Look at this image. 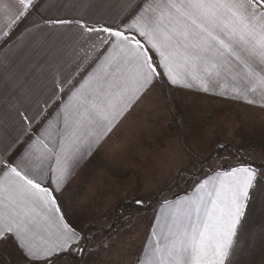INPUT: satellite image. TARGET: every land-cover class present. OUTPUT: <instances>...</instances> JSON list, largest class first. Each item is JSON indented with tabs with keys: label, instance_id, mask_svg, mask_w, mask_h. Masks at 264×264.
Listing matches in <instances>:
<instances>
[{
	"label": "snow or ice",
	"instance_id": "snow-or-ice-1",
	"mask_svg": "<svg viewBox=\"0 0 264 264\" xmlns=\"http://www.w3.org/2000/svg\"><path fill=\"white\" fill-rule=\"evenodd\" d=\"M115 7L107 18L46 19L53 39L35 67L51 70L52 87L29 91L0 119V242L15 243L17 264H60L108 247L67 219V185L157 89L199 84L208 93L230 75L234 98L253 104V93L264 106V0H119ZM33 9L35 0H0V42ZM10 64L0 61L13 74ZM190 179L189 191L161 200L135 264H234L245 210H264V163L241 160ZM125 204L147 201L134 195ZM125 204L111 209L117 220Z\"/></svg>",
	"mask_w": 264,
	"mask_h": 264
},
{
	"label": "crops",
	"instance_id": "crops-1",
	"mask_svg": "<svg viewBox=\"0 0 264 264\" xmlns=\"http://www.w3.org/2000/svg\"><path fill=\"white\" fill-rule=\"evenodd\" d=\"M35 2L38 9L32 10L34 13L32 19L26 23L22 21L13 30V38L7 44L0 42V61H10L11 68L17 70L10 74L0 67V119L6 118L11 106L18 104V98L29 91L43 92L52 87L51 70L46 66L35 67L42 59L36 53L46 51L47 45L53 39L49 26L44 21L57 17L78 18L80 15H93L97 19L107 18L109 14H114L117 11L115 5L119 0H107L110 6L102 9L83 7L85 0H35ZM90 2L101 4L104 0H90ZM138 2L139 0H137ZM33 21L36 23L34 24ZM36 24H39V27H36ZM80 56L83 57L84 53L81 52ZM74 68L75 64H72L68 71ZM81 75L83 72L77 75L76 79L79 80ZM233 86L234 81L229 75L223 81V87L209 85L208 93L203 92L202 86L199 84L195 89L166 87V91L161 88L153 92L122 122L110 143L89 157L71 177L67 185L66 196L63 198L67 219L78 228L92 225L98 228L100 217L106 216L116 206V194L123 197L132 193H158L162 191V188L150 189L152 185L147 186V178L155 179L152 183L158 179H171L178 174L180 169L184 168L185 162L180 154L179 146L185 140L179 135L184 134V130H187L186 141L190 143V120L194 119H191V111L187 113L185 106L179 108L183 115L182 123H178L176 121V119L180 120L179 115L177 116L178 113L171 111L173 108L170 106H167L168 111L164 112L163 107L150 100L152 97L156 101L155 98L170 92L174 97L183 98L189 95L190 97H203L264 112L259 95L248 93V98L256 101V103L249 104L243 99L234 98L231 91ZM62 91H66V89ZM224 91H227V97L220 94ZM41 107H43L42 104ZM48 111H51V107ZM167 112L169 116H166L167 123H164L163 114ZM148 114L152 116L150 120L147 118ZM192 114L195 113L192 112ZM200 122L204 123L201 120ZM33 127H37V125H33ZM26 139L27 137L22 138V140ZM187 143H184V146L188 145ZM186 150L188 149L186 148ZM237 162L238 160H236ZM69 198L70 207L68 206ZM160 202L161 200L155 203L153 208L151 207L152 209H149L151 217L138 219L140 223L142 222V228L137 227V229L142 230V233L132 234L138 240V246L134 251L123 249L122 245H117L115 235L108 243L107 248L98 247L88 251L80 264H135L137 256L142 254V248L150 234V225ZM113 223L114 219L110 226ZM242 224L244 227L237 229L241 247L234 257V264H264V210L259 206L250 211L246 209ZM109 232L104 233L109 235ZM11 259H20L15 243L12 240L0 242V264H5L6 261L10 262ZM11 262L14 263V261Z\"/></svg>",
	"mask_w": 264,
	"mask_h": 264
},
{
	"label": "rangeland",
	"instance_id": "rangeland-1",
	"mask_svg": "<svg viewBox=\"0 0 264 264\" xmlns=\"http://www.w3.org/2000/svg\"><path fill=\"white\" fill-rule=\"evenodd\" d=\"M166 89V87L162 88L163 91H166ZM150 100L163 107L164 112L168 111L167 106L172 107L171 111L177 112V116L179 115L180 117V120L176 119L178 123H182L183 115L182 110H179V108L185 106L187 113L191 111V119H194L190 120V143L186 141L187 130H184V134L179 135L180 138L185 140L184 143L188 144L184 146V143H182L179 146L180 154H182L185 162L184 168L180 169L178 174L171 179H158L155 183H152L155 179L147 178V186L152 185L150 189L162 188V191L158 193H132L123 197L116 194V206L125 204V201L135 195L137 198L147 201L145 206L152 209L155 203L164 197L171 198L189 191L193 183H195V180L190 179V177L203 176L209 173L213 167H228L235 164L236 160H244V162L256 164L264 163V112L245 109L231 103L213 101L203 97H190V95L183 98L174 97L170 92L155 98L156 101H154V97ZM192 112L195 114H192ZM163 115L165 123L167 121L166 116L168 117L169 113L167 112ZM147 116L149 120L152 117L149 114ZM200 120L204 123L202 124ZM220 143H223L228 150L210 158L219 148L218 145ZM202 166L203 172H201ZM149 209L146 210V214L144 212L125 210L122 213L121 224L115 228H113L114 223L110 227L113 220V215L110 211L106 216L100 217V222L98 223V228H102L103 231L109 228L107 230L110 231L109 235L103 231H93L92 235L95 239L104 240L108 243L116 235L117 245H122L123 249L134 251L138 246V240L132 234L142 233V230L137 229V227L142 228V222L140 223L138 219L151 217ZM129 225L131 226L129 227ZM85 229L95 230L97 227L92 225L90 227L86 226ZM100 247L103 246L101 245ZM11 261H14V263ZM11 261H6L7 263L5 264H17L18 260L11 259ZM61 264H77V262L72 258L66 257Z\"/></svg>",
	"mask_w": 264,
	"mask_h": 264
},
{
	"label": "trees",
	"instance_id": "trees-1",
	"mask_svg": "<svg viewBox=\"0 0 264 264\" xmlns=\"http://www.w3.org/2000/svg\"><path fill=\"white\" fill-rule=\"evenodd\" d=\"M232 149V148H230ZM225 150H228V148H224V149H221V148H218L216 150V152H214V154L210 157H214L216 155H219L221 154L222 152H224ZM233 150V149H232ZM219 153V154H217ZM210 158L208 159V162L210 160ZM241 161V160H240ZM244 161V160H243ZM247 162V161H246ZM149 207H146V206H140V205H135V204H125V210H133V211H137V212H145L146 210H148ZM113 215V214H112ZM122 215V214H121ZM113 219H114V225H113V228H115L117 225L121 224V221L122 220H117V218L113 215ZM95 231V230H93ZM102 232V231H101ZM103 232H109V231H103ZM87 252L83 253V254H74L72 256H68L69 258H72L75 260V262H77V264H80L82 263V261L84 260V257L86 255Z\"/></svg>",
	"mask_w": 264,
	"mask_h": 264
}]
</instances>
